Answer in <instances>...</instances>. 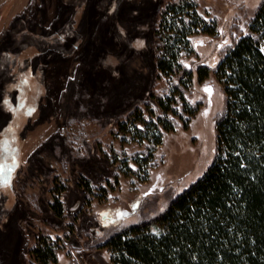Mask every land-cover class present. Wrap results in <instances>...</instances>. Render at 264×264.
<instances>
[{"label":"rangeland","instance_id":"obj_1","mask_svg":"<svg viewBox=\"0 0 264 264\" xmlns=\"http://www.w3.org/2000/svg\"><path fill=\"white\" fill-rule=\"evenodd\" d=\"M170 1L0 0V264H32L38 235L61 246L57 264H110L108 236L159 214L211 163L215 68L261 0H191L212 29L188 36L186 105L164 111L158 99L179 96L156 69ZM158 116L173 127L154 143L143 128Z\"/></svg>","mask_w":264,"mask_h":264},{"label":"trees","instance_id":"obj_2","mask_svg":"<svg viewBox=\"0 0 264 264\" xmlns=\"http://www.w3.org/2000/svg\"><path fill=\"white\" fill-rule=\"evenodd\" d=\"M159 27L156 69L179 79L172 90L179 96L167 98L168 103L159 98L156 107L170 111L167 106L174 100L186 105L183 91L191 83L192 70L178 57L189 47L188 36L212 28L191 0L168 2ZM209 71L199 66L198 79ZM214 75L225 104L215 121L211 163L159 214L110 234L101 244L109 250L110 264H264V0L249 19L247 32L224 51ZM169 121L158 116L157 122H149L152 128L143 129L151 130V141L158 143V126L168 129ZM134 128L141 137L144 132ZM60 248L57 240L38 235L29 251L32 264H57Z\"/></svg>","mask_w":264,"mask_h":264},{"label":"water","instance_id":"obj_3","mask_svg":"<svg viewBox=\"0 0 264 264\" xmlns=\"http://www.w3.org/2000/svg\"><path fill=\"white\" fill-rule=\"evenodd\" d=\"M207 89L211 90V88H210V87H208Z\"/></svg>","mask_w":264,"mask_h":264},{"label":"snow or ice","instance_id":"obj_4","mask_svg":"<svg viewBox=\"0 0 264 264\" xmlns=\"http://www.w3.org/2000/svg\"><path fill=\"white\" fill-rule=\"evenodd\" d=\"M206 91H209V89H206Z\"/></svg>","mask_w":264,"mask_h":264}]
</instances>
